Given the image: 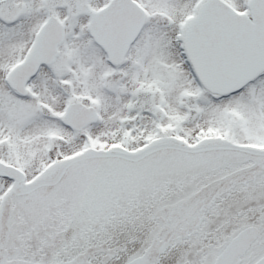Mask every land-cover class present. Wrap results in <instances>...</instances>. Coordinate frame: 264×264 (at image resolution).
Wrapping results in <instances>:
<instances>
[{"label":"snow or ice","instance_id":"obj_1","mask_svg":"<svg viewBox=\"0 0 264 264\" xmlns=\"http://www.w3.org/2000/svg\"><path fill=\"white\" fill-rule=\"evenodd\" d=\"M0 264H264V0H0Z\"/></svg>","mask_w":264,"mask_h":264}]
</instances>
